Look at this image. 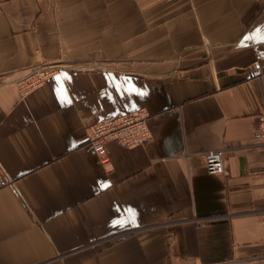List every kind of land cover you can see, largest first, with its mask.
Instances as JSON below:
<instances>
[{
	"label": "crops",
	"instance_id": "1",
	"mask_svg": "<svg viewBox=\"0 0 264 264\" xmlns=\"http://www.w3.org/2000/svg\"><path fill=\"white\" fill-rule=\"evenodd\" d=\"M140 107L101 163L86 127ZM262 111L264 0H0V264H264Z\"/></svg>",
	"mask_w": 264,
	"mask_h": 264
},
{
	"label": "built area",
	"instance_id": "2",
	"mask_svg": "<svg viewBox=\"0 0 264 264\" xmlns=\"http://www.w3.org/2000/svg\"><path fill=\"white\" fill-rule=\"evenodd\" d=\"M31 80L29 79V82ZM148 119L149 113L144 107L108 115L86 127L87 141L99 160L106 164L110 160L108 142L116 141L125 147H135L151 139ZM253 136L255 139L264 141V111L257 117ZM225 164L221 149H212L204 154V166L209 173H224ZM8 184L9 181L3 177V171L0 168V186Z\"/></svg>",
	"mask_w": 264,
	"mask_h": 264
},
{
	"label": "rangeland",
	"instance_id": "3",
	"mask_svg": "<svg viewBox=\"0 0 264 264\" xmlns=\"http://www.w3.org/2000/svg\"><path fill=\"white\" fill-rule=\"evenodd\" d=\"M60 64H64V65H69L71 64V61L69 63H65L63 61H61L58 64H44L41 65L39 68L37 69H33L31 70L24 78H22L19 81V86L21 88V91H26L28 89H30V86L32 85V87H35L37 85H40L41 83H43V80L45 78H47V76H49V74L51 75V73H53V71L57 68L56 66L60 65ZM38 73V74H37ZM29 79H32L29 82ZM38 80L40 83L38 84L36 80ZM37 83V84H35ZM30 85V86H29Z\"/></svg>",
	"mask_w": 264,
	"mask_h": 264
},
{
	"label": "bare ground",
	"instance_id": "4",
	"mask_svg": "<svg viewBox=\"0 0 264 264\" xmlns=\"http://www.w3.org/2000/svg\"><path fill=\"white\" fill-rule=\"evenodd\" d=\"M98 157V156H97ZM101 162V161H100ZM102 163V162H101Z\"/></svg>",
	"mask_w": 264,
	"mask_h": 264
}]
</instances>
